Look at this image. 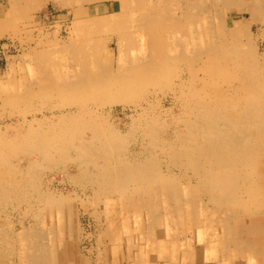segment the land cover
Returning a JSON list of instances; mask_svg holds the SVG:
<instances>
[{
  "label": "bare ground",
  "instance_id": "bare-ground-1",
  "mask_svg": "<svg viewBox=\"0 0 264 264\" xmlns=\"http://www.w3.org/2000/svg\"><path fill=\"white\" fill-rule=\"evenodd\" d=\"M78 1L101 2L72 0ZM116 1H120L119 11L97 20L114 17L119 20V34L135 39L130 52L120 55L122 59L130 57V64L132 60L147 67L150 85L163 81L172 84L176 80V88L181 91L178 104L182 116L177 120L180 126L169 138L155 135V124L147 129L152 130V145L166 154L170 163L167 169L154 175L145 173L133 189L122 191L117 198L118 212L110 201L105 202L106 216L118 229L113 245L119 249L124 245L131 257L129 262L135 263L154 264L149 259L155 257H171L164 259L166 263L159 260V264L214 262L220 256L225 260L242 257L247 264H264L260 259L264 257V214L256 209V199L264 198V54L248 51L247 44H243L249 37L247 28L258 20L257 16L264 23V0ZM244 14L249 15V20L235 17ZM229 15H234L230 27ZM83 33L88 36L92 32ZM184 57L186 80L180 76L181 67L176 62ZM123 69L121 66L120 70ZM155 77L159 79L154 80ZM174 93L178 100L179 95ZM77 97L72 104L82 109L84 97ZM92 114L93 111L90 118ZM91 120L87 121L91 131L88 142L79 137L74 144L77 136L72 137V126L62 122L47 124L43 131L38 129L41 124L31 125L15 141H0V198L5 197L0 201L6 204L9 198L23 200L30 209L35 205L39 214L38 221L26 227L23 221L16 224L8 212L0 211V224L7 221L6 226L0 227V264L84 262L82 257H74L63 238L67 215H75L68 205L71 197L40 190L33 173L38 161L26 160L28 167L24 171L22 167H18L20 170L14 169L15 165L8 166L4 158L8 148L25 147L27 151H36L42 162L45 159L44 164L51 160L54 164L67 158L73 160L69 153L72 149L80 161L77 168L80 163L83 165L77 171L80 178L92 181L105 174L123 173V177L134 181L128 172L138 170L139 159L122 156L118 151L123 146L113 142L112 131H116L110 130L104 120ZM127 136L126 139L133 137L131 133ZM90 162L96 163L93 172L85 168ZM101 165H105V172L99 177L98 173L90 176ZM31 181L35 182L36 188L31 189L36 195H30V188H23ZM143 181L146 187L140 185ZM17 225L19 231L15 229Z\"/></svg>",
  "mask_w": 264,
  "mask_h": 264
},
{
  "label": "rangeland",
  "instance_id": "rangeland-1",
  "mask_svg": "<svg viewBox=\"0 0 264 264\" xmlns=\"http://www.w3.org/2000/svg\"><path fill=\"white\" fill-rule=\"evenodd\" d=\"M115 1H78V4L82 3L78 5L72 0H0V141H15L17 136L25 135L31 125L41 124L37 126L39 131H43L47 124L62 122L72 126V137L77 136L74 144H77L79 137L88 142L91 131L87 121L92 118L89 122L104 120L110 130L116 131H112L113 142H118L126 149L118 151L122 156L133 160L137 158L141 162L138 170L128 172L134 177V181L123 177V173L102 175V171L105 172V167H102L105 165L90 174L98 173V177L102 176L89 181L80 178L77 171L83 165L80 163L81 167L77 168V162L80 161L72 149L69 153L73 160L67 158L52 164L53 160L48 159L52 162L48 163L47 160V164H44L45 159L42 162L36 151H27L25 147L20 150L8 148L6 155L9 158L5 155V160L3 159L5 164L15 167L14 169L22 167L27 171L26 160H36L40 165L36 163L33 167L36 171H32L34 177L38 178L36 185L41 186L40 190L49 189L56 194L71 197L67 203L75 215H67L63 238L68 249H72L74 257H82V264H145L143 261L129 262L131 257L126 247L121 244L119 249L113 245L112 240L118 237V229L111 225L106 216L108 205L105 202L110 201L111 207L118 212L117 198L122 191L133 189L134 184L142 181L145 173L154 175L158 170L167 169L170 164L168 158L166 154L160 153L159 146L152 145V130L148 132L147 129L155 124L157 128L154 129V134L169 138L174 134L175 128L180 126L177 120L182 116V107L178 104L179 99H182L181 91L176 88L173 74L170 77L173 79L172 84L163 81L160 85H150L147 67L139 66L132 60L130 64V57L122 59L121 56L130 52L135 39L119 34V20L114 17L102 22L97 20L119 11L120 1ZM247 15L235 17L249 20ZM233 16L229 15V20L227 18L229 27ZM257 19L247 28L249 37L244 39L243 44H247L245 48L248 51L264 54V23L258 16ZM83 31L92 33L83 36ZM189 56L192 57V54ZM176 62L181 67V72L177 70V73L180 72L184 80L188 79L186 57ZM121 66H124L123 70H120ZM156 79L159 78L155 77L154 80ZM194 84L199 86L196 81ZM174 91L179 95L178 100L173 96ZM79 95L84 97L82 104L80 103L81 106L85 105L82 109L76 103L72 104ZM91 111L93 114L90 118ZM72 115L76 116L72 118ZM55 130L60 131L59 128ZM127 135L129 139H126ZM95 164L90 162L88 166L84 164V167L86 165L85 168L93 172ZM176 172L178 171H174ZM29 184H24L23 188H36L35 182L31 181ZM140 185L146 187L145 181ZM33 189L30 190V195H36ZM7 200L6 204L0 201V211L8 212L13 222L19 224L23 221L27 227L38 221L39 214L35 205L30 209L23 200ZM256 200L259 203L256 209L264 214V198ZM4 222L0 227L6 226ZM15 229L19 231L20 228L17 225ZM241 258L225 260L219 256L214 262L192 260L187 264H247ZM164 259L171 260V257L149 260L159 264L160 261L166 263ZM260 259L263 261L264 257ZM256 264L260 263L256 261Z\"/></svg>",
  "mask_w": 264,
  "mask_h": 264
}]
</instances>
